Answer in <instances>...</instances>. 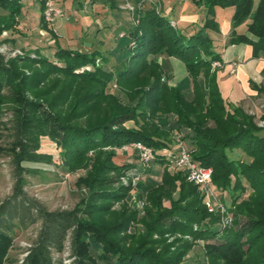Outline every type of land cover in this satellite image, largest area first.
<instances>
[{"label": "trees", "instance_id": "1", "mask_svg": "<svg viewBox=\"0 0 264 264\" xmlns=\"http://www.w3.org/2000/svg\"><path fill=\"white\" fill-rule=\"evenodd\" d=\"M21 1L0 0V35L17 32ZM44 3L41 28L55 38L43 18ZM194 3L207 14L202 29L192 35L172 27L170 19L154 10L139 12L138 22L123 38L130 55L113 70L96 65L97 60L108 61L98 50L80 53L57 47L53 60L37 52L8 60L0 55V116L3 106L12 113L3 123L9 132L3 150L12 156L15 178L11 195L0 202V264H15L7 262L15 231L38 223L36 239L21 264H64L52 255L63 250L67 236L72 264H183L197 241L205 242L209 264H264V127L221 96L217 71L211 67L223 61L208 34L219 32L215 8L234 7L232 26L250 23L245 34L233 33L232 44L250 46L253 59L264 57V0L255 9L253 0ZM164 55L185 64L194 87L191 101L163 81L158 59ZM201 73L204 91L197 82ZM163 115L175 119V131L187 129L182 137L192 160L211 168L210 184L228 193V210L234 214L230 225L207 211L197 186L182 172L170 174L167 169L160 183L146 189L143 217L128 207L132 185L122 184L121 177L130 164L118 165L116 151L141 143L152 149L155 162L169 164L177 144L170 130L155 123ZM43 137L56 145L57 166L65 172L89 170L75 183L85 189V196L72 210L48 211L23 190V163L53 161L38 153ZM232 150H240L251 162L230 159L227 151ZM239 217L244 218L241 224ZM138 225L145 233L134 230ZM166 236H174L173 242L167 243ZM92 244L99 251L96 256L90 253Z\"/></svg>", "mask_w": 264, "mask_h": 264}, {"label": "rangeland", "instance_id": "2", "mask_svg": "<svg viewBox=\"0 0 264 264\" xmlns=\"http://www.w3.org/2000/svg\"><path fill=\"white\" fill-rule=\"evenodd\" d=\"M51 1L56 4L55 0ZM256 1L257 0H253L254 7ZM102 6H107L108 11L101 12V14L108 12L120 25L119 26L117 22L115 23V20H112L111 22L108 20L109 24H112V26L106 27L104 26L106 23H104L101 25L100 30L94 28L90 34L93 38L95 37L100 52L108 56V61L106 63L97 60L96 65H103L107 70H113L118 62H121L130 55V51L126 48L128 39H120L119 35L124 33L126 34V37H128V32L138 22L139 12L142 13L144 10H154L170 20L173 18L170 21V24L172 27H176V22L179 16L188 14L187 12L192 10V14L195 16L189 20H191L192 24L195 26L194 29H192L195 31L202 29L207 14L206 9L203 7L199 8L200 6H197L194 3V0H103ZM58 7L61 8L60 6ZM215 22L218 24L219 32L223 34L222 41L215 43V46L217 45L219 49L226 48V52L228 53L229 50L232 51L231 49H233L231 48L233 33L237 32V35L243 33L242 31L245 30L244 24L247 21L237 28L232 26V18L227 21V23L222 20ZM220 26L222 29L221 31ZM50 28L52 29L53 27ZM178 30L181 31V29ZM8 32L9 31H4L0 35V55L6 60L21 56L25 53L10 44V40L7 39ZM239 47H241L242 50L245 48V46L243 47L242 45H239ZM239 57L240 58L237 57L235 62L231 63L234 69L233 72L238 63H243V56L241 55ZM158 61L162 65L165 73L163 81L165 83L167 82L169 85L177 86L187 99L193 98V82L185 68V64L178 58L174 59V57L166 55L161 56ZM220 65L222 67L221 63ZM243 66V71L251 69L250 65ZM217 69L221 68L211 67L212 71ZM221 73L222 71L216 73L218 89L221 96L230 105L236 106V104H238L247 115L253 116L254 123L258 127H264V71L256 76H249L250 78L247 81V86L254 90V95L251 98H247L252 95L251 90L246 85L244 86L243 82H240V80L237 79V76H233L231 80L223 83L220 79L222 78ZM229 75L232 76L233 73L230 71ZM203 80V73H201L197 82L202 91H204ZM112 90H117L115 85H112ZM119 97L123 103L126 102V97L124 95L120 94ZM242 97L245 98V100L241 103H237ZM5 108L6 106H3L2 114L0 116V148L2 150L0 152V202L11 195L15 184L12 156L10 153L4 152L3 150L8 147L7 143L9 142V132L4 129L3 123L7 122L8 119L12 117V113ZM155 123L166 130H170L174 143L178 145V141L182 142L184 148L191 154L187 142L184 141L182 137V135L186 136L187 134V129L185 127H180V132L175 131L178 127L175 119L171 115L159 116L155 120ZM133 144L136 143H132L117 150L115 162L118 165L125 163L130 164L125 175L121 177V181L122 184L126 185L131 182L132 189L129 195L130 198L127 199L128 207L130 209H135L138 212V217H143L144 208L147 206L146 189L161 182L160 180L163 171L167 169L170 174L182 172L185 175V173L181 169L169 164L160 165L155 162V160L146 162L141 156V152L132 147ZM38 153L51 156L53 161L50 164L30 162L22 164V167L26 170L23 174L24 192L30 198L40 202L48 211H69L74 209L85 196V189H78L75 183L79 177H84L89 170L69 174L65 172L61 166H57L60 165L59 150L56 148V145L46 137L41 138L40 150ZM227 155L230 159L239 160L247 164L251 162V158L246 156L240 150L227 151ZM186 181L195 185L187 178ZM197 188L200 194L204 197V205L207 211L209 213H217L220 215L222 217L223 225H230L234 219V214L228 210L231 205V199L229 198L228 193L219 191L211 184L208 185L209 190H204L199 186H197ZM173 197L175 199L178 197L177 191L174 193ZM164 205L168 206V202H164ZM120 206V204H116L114 208L119 209ZM242 222H244V218L239 217V223L241 224ZM39 229L40 223L30 226L25 230L15 231L10 249L7 253V262L14 261L15 264H21L23 262L27 256V250L33 246ZM136 229L145 233V230L141 225L134 228V230ZM166 237L167 243L173 242L174 236ZM155 238H157V236H154V239ZM186 239L188 240L189 238L185 237L184 240ZM204 244L205 242L203 241H197L184 258L183 264H209L204 253ZM63 247L64 248L60 253H53V258L62 259L64 264H72L74 258H71L73 249L70 236H67ZM90 253L93 256L99 254V251H97L93 244L90 247ZM99 264L104 263L99 262Z\"/></svg>", "mask_w": 264, "mask_h": 264}, {"label": "crops", "instance_id": "3", "mask_svg": "<svg viewBox=\"0 0 264 264\" xmlns=\"http://www.w3.org/2000/svg\"><path fill=\"white\" fill-rule=\"evenodd\" d=\"M41 1L42 0L21 1L22 8L21 14L18 18L17 32H8L7 35V39L10 40L9 42L12 46L25 53H30L31 55H34L33 53L37 52L50 60H53L57 47L76 50L80 53H92L97 50L100 51L95 37L93 38L90 35L91 31L94 30V28L100 30L101 25L104 23H106L104 26L110 27L112 24H109L108 20H110V22L115 20L108 12L101 14V12L108 11L107 6H102L103 0H55L56 5L60 6L63 10V16L55 20L53 28L51 29L48 27L55 33V38L51 37L48 31L41 28ZM258 1L259 0L256 1V5ZM189 11L187 12L188 14L180 15L176 22V28L181 29L186 35H192L197 32L192 30L195 26L192 24V21L189 20L195 15L192 14V10ZM234 12V7L225 9L216 7L215 21L219 22V20H222L227 23V21L232 18ZM172 19L173 18H171V20ZM114 22L116 23L117 20ZM249 23L250 21L248 20L244 24L245 32L242 31L243 33H239L240 35L246 33V28ZM221 30L220 26V31ZM208 34L213 40L215 50L221 55L223 61L221 63L222 67H219L221 69L216 70V73L222 71V78L220 79L223 83L231 80L233 76H237V79L240 80V82L242 81L244 86H247V81L250 78V75L256 76L264 71V57L253 59L252 48L250 46L232 44V51L229 50L227 53L226 48L219 49L217 45L215 46V43L222 41L223 34L221 32H208ZM125 36L126 34L124 33L119 35L120 39H123ZM239 45H242L243 47L245 46L244 50H242ZM241 55L243 56V63H238L233 75H229V72L234 70L231 63L235 62L237 57L240 58L239 56ZM243 65H250L251 69L243 71ZM250 90L252 95L247 98H251L254 95V90ZM192 99L193 98L188 100L191 101ZM244 100L245 98L242 97L237 103H241ZM236 106L239 107L238 104H236Z\"/></svg>", "mask_w": 264, "mask_h": 264}, {"label": "built area", "instance_id": "4", "mask_svg": "<svg viewBox=\"0 0 264 264\" xmlns=\"http://www.w3.org/2000/svg\"><path fill=\"white\" fill-rule=\"evenodd\" d=\"M44 5L45 8L42 13L44 21L48 27H53L55 20L63 16V11L51 0L45 1ZM212 67H221V65L216 62L213 63ZM231 73H233V70ZM132 147L141 152V156L146 162L155 160L153 151L143 144L136 143L133 144ZM169 165L181 169L190 182L204 190H209L208 185H210L212 175L211 169L200 166L194 162L190 152L184 148L182 142L178 141L176 154L170 159Z\"/></svg>", "mask_w": 264, "mask_h": 264}]
</instances>
